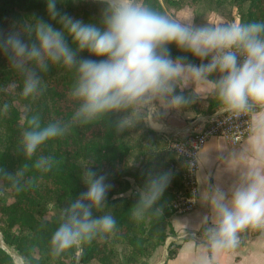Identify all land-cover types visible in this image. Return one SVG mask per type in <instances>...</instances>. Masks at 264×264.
Instances as JSON below:
<instances>
[{
  "label": "clouds",
  "instance_id": "9594fccd",
  "mask_svg": "<svg viewBox=\"0 0 264 264\" xmlns=\"http://www.w3.org/2000/svg\"><path fill=\"white\" fill-rule=\"evenodd\" d=\"M96 2L101 5L98 22L61 11L57 7L61 0H45L47 20L35 17L31 27H26L30 37L17 29L0 31V55L23 75L25 97L39 91L38 72L56 63L77 73L71 96L79 106L72 119L87 123L113 116L117 131L138 124L162 131V118L168 112L179 111L196 99L185 91L193 83L210 86L221 111L242 113L264 105V21L197 25L170 19L146 0ZM173 47L182 54L173 56ZM82 52L94 58H78ZM28 124L22 138L27 156L67 128L61 122L42 125L35 115ZM51 166L50 157L41 156L35 162L43 171ZM83 171L86 191L63 208L62 222L50 241L55 252L115 227L112 215H93L94 209L104 206L112 185L91 165ZM0 174L10 179L23 175ZM172 176L171 170L146 173L137 212L153 208ZM203 199L213 213L211 219L202 220L211 249L235 247L239 231L264 225V177L259 172L249 173L246 182L230 190L208 184Z\"/></svg>",
  "mask_w": 264,
  "mask_h": 264
},
{
  "label": "trees",
  "instance_id": "16d2710c",
  "mask_svg": "<svg viewBox=\"0 0 264 264\" xmlns=\"http://www.w3.org/2000/svg\"><path fill=\"white\" fill-rule=\"evenodd\" d=\"M146 3L168 18L166 9L179 11L189 7L196 20L198 8L208 4L223 24H230L235 17L238 23L264 21V0H146ZM57 7L74 18L91 22H98L101 9L96 0H61ZM35 17L47 20L45 0H0V31L4 33L17 29L30 37L26 27H31ZM67 39L71 43V38ZM172 54L182 53L173 47ZM78 58L94 57L82 52ZM38 75L39 91L25 97L23 75L0 55V173L23 174L13 179L0 174L3 244L12 248L24 264H145L173 233L170 223L173 203L178 195H188L184 179L186 160L169 149L170 140L143 124L117 131L113 116L87 123L74 121L72 117L79 106L71 96L77 79L74 69L49 63L47 71ZM220 109L212 93L208 107L197 112L211 115ZM33 115L39 117L42 125L61 122L67 128L63 135L46 140L27 156L22 138ZM41 156L52 160L48 171L35 167ZM90 165L112 185L104 206L94 209L93 215H112L115 227L110 232L97 231L90 239L55 252L50 243L52 234L62 222L63 208L86 191L83 170ZM169 170L173 176L161 198L153 208L137 212L138 192L146 173ZM157 208L159 211H155ZM177 249V245L168 248V259L176 256ZM0 264H14L2 248Z\"/></svg>",
  "mask_w": 264,
  "mask_h": 264
},
{
  "label": "crops",
  "instance_id": "0c3cea01",
  "mask_svg": "<svg viewBox=\"0 0 264 264\" xmlns=\"http://www.w3.org/2000/svg\"><path fill=\"white\" fill-rule=\"evenodd\" d=\"M174 12H177L175 18L171 19L182 22L178 20L179 12ZM221 23L218 18L214 25ZM231 23H238V18L235 17ZM185 91L196 97L194 102L185 110L181 108L176 112H168L162 118L165 124L162 131L149 129L168 140L185 138L203 129L211 117L222 112L221 109L211 115L197 112L208 107V100L213 93L210 86L193 83ZM191 106H195L196 110ZM252 124V134L238 146H231L219 137L210 138L205 143L198 154L195 208L186 214L171 216L173 233L145 264H264V225L242 229L240 232L244 234L240 242L235 247L223 250L211 249L203 240L188 236H204L207 225L202 220L205 216L209 219L213 216L203 199L208 184H219L225 190H230L233 185L246 182L251 172H259L264 177V105L257 107ZM171 245H177L178 249L176 256L168 259Z\"/></svg>",
  "mask_w": 264,
  "mask_h": 264
},
{
  "label": "built area",
  "instance_id": "2783aa9c",
  "mask_svg": "<svg viewBox=\"0 0 264 264\" xmlns=\"http://www.w3.org/2000/svg\"><path fill=\"white\" fill-rule=\"evenodd\" d=\"M255 106L248 112L236 113L222 111V113L211 117L203 129L185 138L170 140L169 149L186 160V172L184 175L185 184L188 188V195L180 194L172 205L174 214L183 215L195 208L197 196L195 175L198 169V154L205 143L214 137L223 139L231 146H238L247 139L253 132L252 116L256 111ZM244 232H238V243ZM188 236L201 239L205 237L189 234Z\"/></svg>",
  "mask_w": 264,
  "mask_h": 264
},
{
  "label": "rangeland",
  "instance_id": "374dc122",
  "mask_svg": "<svg viewBox=\"0 0 264 264\" xmlns=\"http://www.w3.org/2000/svg\"><path fill=\"white\" fill-rule=\"evenodd\" d=\"M178 12H179L178 20L182 22L192 21L194 24H197V25L214 26V23L218 21V18L215 17L211 6L208 4H202L201 7L198 8V11H197L198 18L196 20H194V13L192 9L189 7H185L182 9V11H178ZM166 13L171 19V17L175 18V14L177 12L173 13L172 9H166ZM0 247L4 248V250L11 256L14 264H24L23 260L16 254V252L12 248H9L3 244L1 233H0Z\"/></svg>",
  "mask_w": 264,
  "mask_h": 264
},
{
  "label": "water",
  "instance_id": "95a60500",
  "mask_svg": "<svg viewBox=\"0 0 264 264\" xmlns=\"http://www.w3.org/2000/svg\"><path fill=\"white\" fill-rule=\"evenodd\" d=\"M220 113H222V112H220ZM220 113H219V114H220ZM0 248H2V247H0ZM2 249L4 250V248H2ZM4 251H5V250H4ZM5 252H6V251H5Z\"/></svg>",
  "mask_w": 264,
  "mask_h": 264
}]
</instances>
